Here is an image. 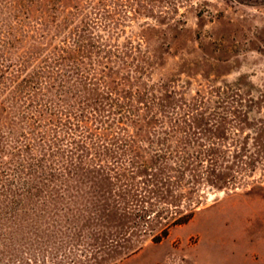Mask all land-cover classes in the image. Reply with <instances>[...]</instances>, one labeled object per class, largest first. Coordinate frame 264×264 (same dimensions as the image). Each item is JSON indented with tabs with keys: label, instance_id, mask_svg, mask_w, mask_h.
I'll return each mask as SVG.
<instances>
[{
	"label": "rangeland",
	"instance_id": "374dc122",
	"mask_svg": "<svg viewBox=\"0 0 264 264\" xmlns=\"http://www.w3.org/2000/svg\"><path fill=\"white\" fill-rule=\"evenodd\" d=\"M0 264H264V0H0Z\"/></svg>",
	"mask_w": 264,
	"mask_h": 264
},
{
	"label": "trees",
	"instance_id": "16d2710c",
	"mask_svg": "<svg viewBox=\"0 0 264 264\" xmlns=\"http://www.w3.org/2000/svg\"><path fill=\"white\" fill-rule=\"evenodd\" d=\"M62 50H65L67 52L68 58H76L77 60H79L77 55H79V54L81 55V53H79V51L83 52V49L80 50L79 47H75L73 49L68 48L67 50L62 48ZM83 56H87V54L83 55ZM65 57H66V55H58L57 58L54 60L58 61L57 59H59V58L65 59ZM98 60L99 59H97V61ZM92 64H94V63H92ZM99 64H102V67H103L102 69L100 68V71H99L100 73L98 71L96 72V69L88 71L84 64H82V66H80L79 63H76L75 66L78 67V69L80 70V72H79V74H81L80 76L83 75L82 77L86 78L88 82H91L93 84H95V83L98 84V87L96 88V90H97L98 94L100 93V96H103L102 95L103 93L101 94L100 89H102V90L105 89L104 91L106 92V94L110 95V96L114 92L120 93V91L126 90L124 88L125 86L124 87L122 86L123 81H120V82L117 81V80H119L117 78V76L111 75L109 78L107 77V73H105V72H107V70L110 68V65H108V63L106 61H102ZM84 72H86V73H84ZM120 86H122V87L120 88ZM101 132L102 133L105 132V129H103V131L98 132V134ZM192 216H193V208H189V210L183 214H176V215L169 217V219L161 227L160 232L153 236V240L154 241H160L163 237H165L168 234L169 228L172 225L187 222Z\"/></svg>",
	"mask_w": 264,
	"mask_h": 264
}]
</instances>
